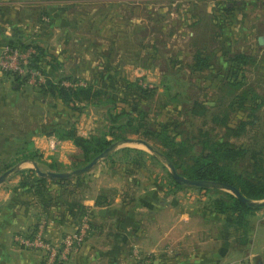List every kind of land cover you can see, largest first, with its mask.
I'll return each mask as SVG.
<instances>
[{
  "label": "crops",
  "instance_id": "obj_1",
  "mask_svg": "<svg viewBox=\"0 0 264 264\" xmlns=\"http://www.w3.org/2000/svg\"><path fill=\"white\" fill-rule=\"evenodd\" d=\"M147 1L0 0V50L10 41L26 42L31 32H35V15H47L49 21L40 19L42 28L39 32H43L48 46H53L54 40L55 44L49 50L42 48L51 55L45 56L43 62L51 66L50 61L55 56L57 63L63 65L67 51L70 52L65 49L66 45L74 43L81 50L86 42L92 45L96 55L86 58L85 68L93 70L90 81L96 83V71L117 70L126 64H118V61L113 64L112 59L116 56L118 59L119 53H112L115 44L103 32H131L133 23L140 25L141 32H151V26L148 28L146 23L152 22L153 14L159 20L160 16L171 14L173 24L183 22L184 28H177L175 32H185V27L190 24L201 26L200 13L193 9L201 7L199 3L203 0H170L171 9L164 7V0H159L160 3L149 1H156L154 4H147ZM186 3L188 8H185ZM242 3L222 0L211 2L204 9L201 7L204 11L201 13L209 17L210 31L250 32L236 23V20H244L243 7L237 9ZM25 7L27 11L17 17V9L20 11ZM23 16L28 19L24 21ZM154 30L166 31L159 26ZM59 36L63 39L58 42ZM195 43L199 49L193 53L194 62L198 52L215 53L217 59L218 49L208 51L206 45ZM108 51L109 55L101 61L99 57H104ZM79 63L82 68L84 62L79 60ZM4 73L0 70L1 80L9 81L12 86L5 85L0 91V166H19L0 185V264L40 263L44 251L23 247L16 237L30 236L45 219L48 238L60 243L66 233L78 227L82 207L93 210L94 231L69 264H136V251L149 254L152 264H264V213H259L264 207L254 213L248 228L241 229L232 213L206 208L205 193L192 188L169 191L152 176L143 178L141 175L145 176L147 172L138 171L131 162L109 159V165L100 164L94 176L88 174L83 178L93 183L87 194L51 178L39 189L32 185L22 187L19 171L35 168L33 161L21 159L25 154L37 151L44 162L54 161L69 167L76 145L71 139L57 138L53 127L46 130L21 126L22 104L29 106V92L15 77ZM82 119H85L84 115ZM59 123L63 124L55 122L54 125ZM97 129L89 130V133H95ZM71 183L81 185L76 179Z\"/></svg>",
  "mask_w": 264,
  "mask_h": 264
},
{
  "label": "rangeland",
  "instance_id": "obj_2",
  "mask_svg": "<svg viewBox=\"0 0 264 264\" xmlns=\"http://www.w3.org/2000/svg\"><path fill=\"white\" fill-rule=\"evenodd\" d=\"M149 1L151 0H148L147 4L156 2ZM219 1L222 0L201 1L199 4L202 8L198 6V9H193V12L200 13L201 26L190 24L191 26L185 27L187 28L185 32H175L177 28L183 29L184 23L173 24L171 14L170 16H160L161 20L153 14L152 22L146 23L148 28L151 26V32H141L140 25H134V23L131 32H103V35L113 45L115 44L114 51L111 50L113 45L111 46L112 53L116 51L119 53V60L117 56L114 57L113 64H117V61L118 64H126L117 70L96 71L95 80L111 87L110 90L116 93L115 98L122 107L138 114L144 112L148 127L154 131L167 126L174 137L177 136L175 128L178 127L182 132H185L182 134L183 138L189 134L198 135L201 130L209 131L216 139L228 140L237 146H254L262 151L264 162V44L259 45L258 42L259 37L264 36V0H237L244 2L237 9L243 7L245 16L244 20H236V23L250 32H211L209 17L201 13L204 12L201 9L207 7L211 2L213 4V2ZM227 1L230 2V0ZM235 1L233 0V2ZM163 2L165 8L171 9L170 0ZM156 3H160L159 0ZM186 4L185 8H188L189 5ZM25 11H27V7L20 11L17 9V17H20ZM23 17H25L24 21L28 19L27 16ZM43 17L35 15V32H31L26 42L28 44L35 42L41 48L49 50V47L53 48L55 40L53 46L52 44L48 46L43 32H39L42 28ZM158 26L165 28L166 31L154 32ZM188 30L195 32H187ZM60 39L62 40L63 37L59 36L58 42ZM90 41H92L91 38ZM195 41L206 45L208 51L215 52L218 49L217 59L212 68L205 69V71L193 70L192 65L195 63L193 53L199 49ZM85 43L81 50H78L74 43L66 45L65 49H69L70 52L67 51V59L62 66L58 67V71H61L62 75L72 76V80L86 82L92 80L93 70L85 68V60L95 56L96 53L92 52V47H90L92 45ZM54 50L56 51V48ZM75 50L78 51L75 52ZM109 51L104 53V57H99L101 61L109 55ZM241 53L247 55L250 63L244 62L239 66L236 65L235 68L230 56ZM37 54L38 50L36 49L35 56ZM214 55L216 54L214 53ZM79 60L84 62L82 65L84 68H80ZM50 62L51 66L43 62L37 67L48 79L52 77L51 74L54 72V65L57 61L52 59ZM235 72L238 73L237 76L234 75ZM231 82H235L239 86H231ZM19 84L25 87L24 90H28L30 96L27 97L29 106L22 104L24 111L20 123L24 128L39 129L41 127L50 130L53 127L54 130L55 122H62L65 125L73 123L81 131L80 135L88 137L89 130L94 131V129L102 128L105 123L109 124L105 120L106 109L104 106L98 108L85 106L83 112L73 111L51 93L39 91L38 86L28 84L23 80ZM5 85L8 88L12 86L9 81L5 82L0 78V91ZM242 93H249V99L246 100L245 105L236 109L231 108L230 103L234 99L237 100V96ZM197 99L209 108L207 114L198 116L189 114L188 110L192 108L193 101ZM41 110L45 112L43 113ZM83 115L85 119H82ZM226 117L228 120H225ZM252 120H256L255 125L252 124ZM241 121L249 122L247 131H241L236 135L234 130ZM182 136L179 137L182 138ZM129 137L143 138L138 134H129ZM126 146L140 148L155 154L144 145L130 144ZM73 154H71V159ZM159 160V163L149 161L148 169H139L138 171L143 173L147 172L145 176H141L146 178L149 175L154 179L155 176L158 178L168 176L167 162L164 159ZM103 162L109 165L111 161L108 158L104 159L91 171L81 174L83 175L80 181L81 185L77 186L70 182L69 188L72 190L76 188L80 190V193L87 194L93 188V183H88L83 178L88 174L94 176ZM15 166L11 164V168ZM42 169L50 170L45 167ZM73 169L69 168L65 171ZM156 181L160 183V180ZM160 185L162 184L160 183ZM259 213H264V208Z\"/></svg>",
  "mask_w": 264,
  "mask_h": 264
},
{
  "label": "trees",
  "instance_id": "obj_3",
  "mask_svg": "<svg viewBox=\"0 0 264 264\" xmlns=\"http://www.w3.org/2000/svg\"><path fill=\"white\" fill-rule=\"evenodd\" d=\"M33 43L35 44V42ZM8 44L21 48L34 45L19 41H10ZM34 46L38 50V54L34 57V65L39 67L38 65H42L44 61L43 58L45 56L51 57V55H48L41 46L36 44ZM53 59H56V57L53 56ZM214 60V55L198 52L195 56V63L192 65L193 70L205 71V69L214 65ZM230 60L233 61L235 68L236 65L239 66L241 63H250L247 55L243 53L230 56ZM59 66L62 65L59 63L54 65V72L51 74L52 78L50 77L44 85L38 86L39 91L51 93V95L56 96L73 111L83 112L85 106H95L96 108L104 106L106 109L105 120L109 124L105 123L102 128H99L88 137L80 135L74 124L63 125L59 123L55 125L53 132L57 138L71 139L76 145V150L72 155V164L69 167L54 161L51 163L44 162L37 151H30L21 159L36 161L41 168L45 167L53 171H65L69 168L76 169L87 165L114 142L124 141L129 137V134H138L142 135V139L155 148V154L140 148L125 146L109 156L108 159L112 160V162H131L138 169H148L147 164L149 161L159 163V159L161 161L164 159L166 162H172L183 176L193 179L222 181L235 186L245 197L251 200H264V162L261 150L254 148L252 145L243 147L237 146L228 140L216 139L209 131L204 130H201L200 134L193 136L188 133L189 135L185 136V138L182 136L185 132H182L178 127L175 128L177 136L174 137L167 126L154 131L148 127L144 112L134 113L133 110L119 105V101L115 98L116 93L110 90L111 87L91 81L81 86L65 85L63 81L72 80L73 77L62 75V72L58 71ZM234 75L237 76L238 73L235 72ZM15 78L18 83H21L22 80L18 76H15ZM230 85L239 86L235 82H231ZM248 94L236 95L237 100L234 99L230 103L231 108L243 107L246 100L249 99ZM188 112L192 116H198L207 114L209 108L205 103L197 99L193 101V106ZM225 120H228V117ZM251 122L254 125L256 124V120ZM248 124L249 122L247 121H241L234 133L238 135L241 131H247ZM152 136L155 138H151ZM179 136H182V138ZM10 168L11 165L9 164L3 167L0 166V174ZM19 173L22 176L20 183L22 187L32 185V187L39 189L47 184L48 178L38 176L35 168L23 169ZM152 175L155 176L153 173ZM82 177L83 175H76L52 180L68 185L69 182L76 179L78 184H80ZM155 179L160 180V183L169 191L174 192L192 188L205 193L207 196L205 207L220 213H232L236 216V225L241 229L248 228L254 213L264 207L244 203L234 194L225 190L178 183L169 171L168 176H163L162 178L155 176ZM34 183L36 184L33 185ZM99 203L100 201H97V204ZM82 208L83 217L89 208Z\"/></svg>",
  "mask_w": 264,
  "mask_h": 264
},
{
  "label": "built area",
  "instance_id": "obj_4",
  "mask_svg": "<svg viewBox=\"0 0 264 264\" xmlns=\"http://www.w3.org/2000/svg\"><path fill=\"white\" fill-rule=\"evenodd\" d=\"M43 21H49V17L44 16ZM35 54L34 45L21 48L6 44L0 50V70L12 76H18L28 84L44 85L48 77L34 65ZM63 83L73 87L87 84L83 80H64ZM93 216L94 212L89 208L78 227L66 233L60 243H55L48 238L45 219L39 222L37 229L30 236L19 235L16 240L25 248L44 251V257L38 264H69L71 258L81 251L94 231ZM134 256L136 264H152L149 254L136 251Z\"/></svg>",
  "mask_w": 264,
  "mask_h": 264
},
{
  "label": "water",
  "instance_id": "obj_5",
  "mask_svg": "<svg viewBox=\"0 0 264 264\" xmlns=\"http://www.w3.org/2000/svg\"><path fill=\"white\" fill-rule=\"evenodd\" d=\"M259 43L264 44V37H259ZM130 144H140L147 147L151 152L156 153L155 148L146 140L142 138H132L129 137L125 139L124 141H116L113 144H111L108 148H106L102 153L97 155L91 162H89L87 165L83 167H79L70 171H53V170H43L37 162L33 161V165L36 169L37 175L40 177H46L51 179H64L69 178L76 175H81L84 173H87L93 169L97 164H99L104 159H107L109 156L114 154L116 151H118L120 148L130 145ZM167 165L169 167V171L173 178L181 184H185L188 186H197V187H204V188H214V189H221L228 191L232 194H234L238 199H240L244 203H249L252 206L260 205L264 206V200L257 201V200H251L247 197H245L241 191L236 188L235 186L222 182V181H215V180H203V179H193L188 178L186 176L181 175L175 165L172 162H167ZM19 165H16L13 168L8 169L3 174L0 175V185L8 178V176L13 173ZM1 252V248H0Z\"/></svg>",
  "mask_w": 264,
  "mask_h": 264
}]
</instances>
